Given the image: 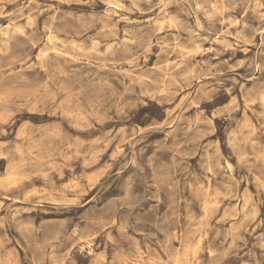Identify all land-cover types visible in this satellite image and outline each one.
Returning <instances> with one entry per match:
<instances>
[{"label": "rangeland", "instance_id": "obj_1", "mask_svg": "<svg viewBox=\"0 0 264 264\" xmlns=\"http://www.w3.org/2000/svg\"><path fill=\"white\" fill-rule=\"evenodd\" d=\"M0 264H264V0H0Z\"/></svg>", "mask_w": 264, "mask_h": 264}, {"label": "bare ground", "instance_id": "obj_2", "mask_svg": "<svg viewBox=\"0 0 264 264\" xmlns=\"http://www.w3.org/2000/svg\"><path fill=\"white\" fill-rule=\"evenodd\" d=\"M103 30V29H102ZM125 39V38H124ZM127 39V38H126ZM107 47V46H106ZM110 47V46H109Z\"/></svg>", "mask_w": 264, "mask_h": 264}]
</instances>
